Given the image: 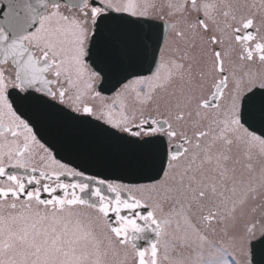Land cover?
<instances>
[{"label": "snow or ice", "instance_id": "6c2138e0", "mask_svg": "<svg viewBox=\"0 0 264 264\" xmlns=\"http://www.w3.org/2000/svg\"><path fill=\"white\" fill-rule=\"evenodd\" d=\"M0 16V264H103L77 206L107 221V247L131 245L136 264H158L173 217L176 239L191 247L195 237L192 264H264V205L240 223L255 189L233 199L238 185L228 187L214 152H264V71L252 68L264 67V23L254 13L209 0H0ZM48 114L137 146L146 182L57 158L41 134ZM221 224L223 239H211L205 229ZM149 232L150 260L136 243Z\"/></svg>", "mask_w": 264, "mask_h": 264}, {"label": "rangeland", "instance_id": "374dc122", "mask_svg": "<svg viewBox=\"0 0 264 264\" xmlns=\"http://www.w3.org/2000/svg\"><path fill=\"white\" fill-rule=\"evenodd\" d=\"M214 152L222 154L224 157L223 164L226 165L229 176L228 187H231V178H235L238 185L237 193L233 199L239 201L240 194L247 190L249 184L255 189V199L249 200L248 204L242 210L243 215L238 213L240 223L246 218L249 209L252 207L259 208L264 205V152L257 148H248L247 146L239 143L233 144L231 147L217 143ZM227 207H232V201L229 200ZM75 211L80 212L85 221L89 218L92 221V229L97 238L103 242L102 246V260L103 264H128L133 250L130 246L127 249L113 250L107 247L106 237L108 230L106 228L107 221L98 217L94 209L86 206L76 207ZM167 211V208H166ZM200 213L193 210V220L199 223ZM203 227V226H202ZM225 224L216 226L214 230H210L208 235L211 239L221 240L224 235ZM207 230V229H206ZM168 247L165 250L163 237L159 238L160 249V263L161 264H192L195 259V237L192 238L193 243L191 247L186 246L182 239H176V236H182L183 233L177 228V219L173 217L171 226L167 230ZM167 257V258H166ZM239 260V257H236Z\"/></svg>", "mask_w": 264, "mask_h": 264}, {"label": "water", "instance_id": "95a60500", "mask_svg": "<svg viewBox=\"0 0 264 264\" xmlns=\"http://www.w3.org/2000/svg\"><path fill=\"white\" fill-rule=\"evenodd\" d=\"M41 134L57 144L60 149L57 158H63V162L80 164L87 167L90 174H98L101 178L146 182L141 178L143 154L135 145L101 134L91 126L70 123L51 114L42 117ZM155 239L149 232L136 242L137 247L142 248L146 240L151 244ZM256 258L264 259V253H258Z\"/></svg>", "mask_w": 264, "mask_h": 264}, {"label": "flooded vegetation", "instance_id": "af4514ba", "mask_svg": "<svg viewBox=\"0 0 264 264\" xmlns=\"http://www.w3.org/2000/svg\"><path fill=\"white\" fill-rule=\"evenodd\" d=\"M209 2L210 3H217V4H220V5L230 4L235 9V11L237 13V16L242 15V14L243 15H247L249 12H252V13H254L256 15V22H257L258 26H260L262 23H264V0H209ZM253 5H254V7H251ZM223 10H225V9L221 8L219 10L221 12V15L219 17L221 20H223V16H222ZM2 20H3V17L0 16V21H2ZM261 31H262V34H264V28H262ZM237 53H238V48H236V51L232 52V57L231 58H232L233 61H235L238 64L239 61L237 60ZM226 63H227V61H226ZM252 68L255 71H264V67H261L258 64L253 65ZM176 87L177 88L179 87V83H177ZM206 89H207V85L205 84L204 91H206ZM195 94L196 95H200L201 94V90L197 89ZM79 207H81V206H79ZM206 231L210 232L209 229H207ZM129 246L132 249L131 245H129ZM142 248L148 250V255L146 256V259L150 260V251H151L150 250V242L148 240H146V243H145V245H143ZM130 255H131V258L128 260V264H136V258H135L134 252H131ZM157 259H158V264H161L160 263V261H161V259H160V249H159V252H158V258Z\"/></svg>", "mask_w": 264, "mask_h": 264}]
</instances>
